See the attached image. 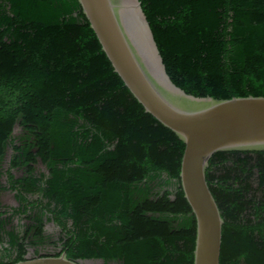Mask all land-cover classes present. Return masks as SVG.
<instances>
[{"label":"trees","instance_id":"trees-1","mask_svg":"<svg viewBox=\"0 0 264 264\" xmlns=\"http://www.w3.org/2000/svg\"><path fill=\"white\" fill-rule=\"evenodd\" d=\"M140 1L186 94L264 97V0ZM183 150L113 71L79 0H0V192L18 203L0 201V264L26 260L46 222L61 229L53 256L194 264ZM205 178L225 220L220 264H264V151L215 153Z\"/></svg>","mask_w":264,"mask_h":264},{"label":"water","instance_id":"water-1","mask_svg":"<svg viewBox=\"0 0 264 264\" xmlns=\"http://www.w3.org/2000/svg\"><path fill=\"white\" fill-rule=\"evenodd\" d=\"M113 71L183 143L179 183L197 221L194 264H220L224 218L205 178L218 152L264 151V97H194L173 83L140 0H79ZM67 253L13 264H81Z\"/></svg>","mask_w":264,"mask_h":264},{"label":"rangeland","instance_id":"rangeland-1","mask_svg":"<svg viewBox=\"0 0 264 264\" xmlns=\"http://www.w3.org/2000/svg\"><path fill=\"white\" fill-rule=\"evenodd\" d=\"M22 133V129L17 126L15 127L13 136H18ZM15 176L20 177L23 175V171H13ZM36 172L39 175L40 173L47 174L48 170L46 164L41 160H38L36 164ZM256 182H254V185ZM171 191L174 190L173 187L170 188ZM0 201L3 207L5 208H14L18 207L17 201L14 200L13 192L11 191H1L0 192ZM19 220H15L13 224H17ZM24 221L20 222L23 224ZM61 229L54 222L45 223V233L44 241L37 247L28 246V255L27 258H35L41 255H54L57 252H60L62 249L59 239L61 237ZM81 264H121L120 262L108 261L104 262L102 260H89L82 261Z\"/></svg>","mask_w":264,"mask_h":264}]
</instances>
